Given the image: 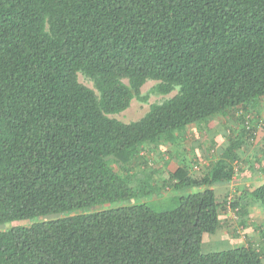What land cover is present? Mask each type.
<instances>
[{"label":"trees","instance_id":"1","mask_svg":"<svg viewBox=\"0 0 264 264\" xmlns=\"http://www.w3.org/2000/svg\"><path fill=\"white\" fill-rule=\"evenodd\" d=\"M148 82L165 98L114 118ZM263 98L264 0H0V264H264V236L202 251L227 204L264 208V182L217 201L242 141L199 169L159 150L213 117L252 138L238 113ZM147 145L174 163L162 185ZM194 187L171 210L134 203Z\"/></svg>","mask_w":264,"mask_h":264},{"label":"rangeland","instance_id":"2","mask_svg":"<svg viewBox=\"0 0 264 264\" xmlns=\"http://www.w3.org/2000/svg\"><path fill=\"white\" fill-rule=\"evenodd\" d=\"M78 81L89 88H93L91 81L82 75H78ZM153 85V82H148L142 89V95H148L147 102L133 99L128 109L118 115H113V117L125 123L139 120L148 111L150 104L165 98L151 92ZM246 113L238 114L243 115L245 119L249 117V128L253 130L252 138L246 140L240 138L243 132L236 122L227 123L226 119L222 117L215 119L213 117L205 122L185 127L179 132L172 134L173 138L168 139L169 141L161 140L162 143L159 146V150L173 151L184 145V150L182 149V151L187 159L190 160V163H198V166L195 164L192 166V169H197L204 163L206 164L204 158L208 156L210 148L214 149V152L216 151L215 153L219 155L221 150L227 146L228 138L226 134L238 137L242 143L239 152H237L240 160L234 163L236 166H234L235 174L233 180L229 183H219L214 186L217 191V201L221 205L223 200L227 203H232L236 199L234 194H238L244 188L249 190L264 182V98L260 101L259 106L255 109H250ZM177 135H179V138L176 137ZM245 136L246 134H244V138ZM213 138L215 139L214 143L211 141ZM151 149L152 146L147 145L142 152V156L146 160L150 159L153 161V165L157 162L161 166L160 172L155 176V179L159 181V185H162V180L167 176L165 172L169 169L172 170L174 163L172 164L167 159L168 157L163 160L161 154H158L154 147L153 151L149 152ZM198 157H201L200 161L197 160ZM188 160L187 162H189ZM167 161L169 164L165 167L164 165ZM202 191L203 188L201 187L183 189L178 192L164 189L163 192H166V194L151 195L141 200L138 198L134 203L145 202L157 211H166L177 206L179 196L197 194ZM221 219L223 223L219 231L213 235L203 236V252L222 251L228 247L249 243L256 247L261 242L262 236H264V208L258 205L251 206L248 214L243 217L238 215L227 204V210L225 213H221Z\"/></svg>","mask_w":264,"mask_h":264}]
</instances>
